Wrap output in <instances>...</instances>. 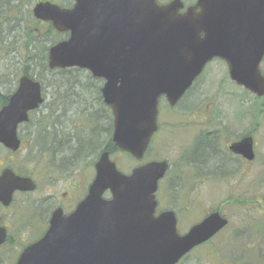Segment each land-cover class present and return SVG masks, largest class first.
<instances>
[{
  "label": "water",
  "instance_id": "1",
  "mask_svg": "<svg viewBox=\"0 0 264 264\" xmlns=\"http://www.w3.org/2000/svg\"><path fill=\"white\" fill-rule=\"evenodd\" d=\"M180 9L177 1L159 6L154 0H74L70 9L50 3L33 9L38 20L69 33L48 50V68L85 69L104 80L111 142L136 161L158 129L160 97L174 106L211 60L226 63L233 83L264 96V0H198L176 16ZM42 102L40 83L23 76L0 110V144L16 151L17 125ZM229 150L254 159L250 137ZM167 169L166 161H150L125 175L108 152L101 153L83 200L67 216L55 212L44 236L25 248L16 264H177L227 220L211 213L181 236L173 211L155 216V193ZM33 189L30 179L9 169L0 175L4 205L15 191ZM3 241L0 235V245Z\"/></svg>",
  "mask_w": 264,
  "mask_h": 264
},
{
  "label": "rangeland",
  "instance_id": "2",
  "mask_svg": "<svg viewBox=\"0 0 264 264\" xmlns=\"http://www.w3.org/2000/svg\"><path fill=\"white\" fill-rule=\"evenodd\" d=\"M61 1L63 0H55L56 3L60 2V6L73 4V0L64 3ZM20 2L21 14H27L22 21L27 22V28L21 29L18 26L17 30L12 31L10 27H14L15 23L6 16L12 18L14 12L3 16L5 4L4 0H0V27L4 24L0 31V92L5 95L12 92L18 78L26 75L25 71L41 82L44 102L38 113L31 116L32 123L21 128L23 138L26 145L27 141H31V148L41 147L46 155V142L52 141L55 132H62L63 135V138L58 135L55 140L73 138L81 142L82 148L78 152L66 149L65 155L68 152L75 165L72 167L69 162L67 175H63V179L53 187L58 193L69 194L72 200L79 199L92 181L94 163L111 136V118L95 96H86L82 91H77V105L81 113L78 109L69 108V87L64 86L59 95L51 92L52 86H58V79L63 81L62 78H65L68 82L73 75L48 68V48L60 42L54 44V37H35L31 33L30 22V12L35 0ZM260 68L264 74V58ZM74 76L80 83L89 80L85 71L78 70ZM55 97V102L67 101V115L52 122L57 117L60 106L55 103L53 114L48 117L46 115L52 104L51 99ZM86 109L90 110L88 114H98L99 124L104 123V129H87L83 113ZM158 119L159 133L154 136L143 160L135 161L121 153H113L111 159L115 161L117 168L123 173H129L151 160L167 161L169 169L159 182L156 199L159 211L170 210L175 213L177 229L181 235L212 212H220L228 221L227 226L213 239L193 249L178 264H264V96L260 99L233 83L228 77L226 64L215 59L205 66L180 103L171 107L165 98L160 99ZM33 124H37V127L31 130ZM50 130L54 133H50ZM213 130L224 133H220L222 137H226L220 141V146L226 153L227 143L239 137L251 136L254 142V160L234 164L228 157L226 159L233 163H228L222 156H216L206 161L203 155L210 154L211 151L203 147L199 137L196 138L204 131ZM26 150L28 151L25 148L19 155L12 156L0 146V170L8 165L14 171L33 167L36 161L25 159ZM45 167L47 169V165L40 169L44 170ZM231 169L232 174H229ZM41 183L44 189L38 190L31 198L47 194L49 188L45 189L44 181ZM18 250L19 247L8 255V249L0 251V264H12L13 259L8 261V256L16 257Z\"/></svg>",
  "mask_w": 264,
  "mask_h": 264
},
{
  "label": "flooded vegetation",
  "instance_id": "3",
  "mask_svg": "<svg viewBox=\"0 0 264 264\" xmlns=\"http://www.w3.org/2000/svg\"><path fill=\"white\" fill-rule=\"evenodd\" d=\"M64 1L67 2L68 0H63L61 2L64 3ZM154 1L159 6H168L171 3L177 1L178 4H180L181 9L177 13H175L176 16L184 15L187 10L194 8V6L198 3V0H154ZM39 3H50L52 5H58L61 8H65V7L69 8L71 5L69 6L61 5L60 6L58 4L60 2L56 3L55 0H35L33 7L31 9V12H30L31 33H33L35 37L37 38L39 37L53 38L54 37L56 38L54 44L64 41L66 38H68V33H59L53 29L50 23L45 22V21H40L34 16L33 9ZM4 4L5 6L2 9L3 16L7 15L8 12H14V16L12 18H10L8 15L6 16L9 19H11V22L15 23L14 27L9 26L12 29V31L17 30L18 26L21 29L22 28L26 29L27 22L26 21L22 22V21H24L23 18H25L27 14L25 13L21 14L22 13V9H21L22 3L20 2V0H4ZM196 12L197 10L195 11V13ZM6 22H8V20ZM3 25L0 27V31ZM49 42H50V39H49ZM3 46L4 45H1V47ZM62 79L64 80L65 78H62ZM90 80L92 81V83L96 84L95 86L94 84L90 83L93 87H95L94 89L98 90L97 96L99 97V101L102 102L101 88L103 86V80L93 79V78H91ZM91 81H88V82H91ZM18 87H19V81H17L16 88L9 94L5 95L0 92V110L5 105H7L10 97L16 92ZM63 87H64L63 85L52 86L50 90L51 92H54L55 94L59 95L61 94V90ZM89 88L92 89L91 87ZM188 91L185 93V95L188 93ZM185 95L183 96L182 100L185 99ZM55 99L56 97L51 99L52 104L50 105L49 112L46 115L48 117L49 114H53V106L55 103L60 106L59 110L57 111L58 113L56 114L57 117L53 118L51 120L52 122L56 121L60 117L67 115L65 114L67 110V101L63 100V101L55 102L54 101ZM40 106L36 109L28 111L27 120L17 125L16 134H17V138L19 139L20 146L16 152H11L9 151V149L5 148L4 146L0 144V146L5 150V152H7L9 155H12V156L19 155L26 148L28 149V151L26 150L25 152L27 153V156L25 159L27 161L30 160L31 162L36 161V164L33 167L26 168L23 170L14 171L11 167H9V165L3 168L1 167V170H0V175L5 169L12 170L15 174L32 180L35 185V188L30 192L15 191L12 194L10 203L7 205H4L0 202V235L3 237V240H4L3 243L0 245V251L8 249V252H7V255H8L13 250H16L17 247H19L16 257L8 256V261L13 259L12 264H16L19 256L21 255V253L27 246L35 243L45 234V232L49 228L51 218L53 217V214L55 212H61L64 216L69 215L75 209L79 201L85 196V194H83L82 198H79V199L74 198V200H72L69 194L67 196L66 193H58L57 190L55 191L53 189V187H55L57 183L63 179L62 176L67 175L68 170L70 169L69 162L70 164H72V167L75 165V161H73L72 156L68 154V152H67V155H65L66 149H68V151L76 150L78 152L79 151L78 149L82 148L81 144H80V148H75V147L79 146L80 141L74 140L73 138L71 139L68 138L67 140H62V141H58L56 139L57 140L56 141L55 138H57L58 135L61 136V138H63L62 132H59L58 134V132L54 133V131L50 130V133L52 131L55 135L52 136V141L46 142L45 150H48L47 155L45 154V151L41 150V147L31 148L30 147L31 141H27V145L25 144V141L23 138V131L21 128L28 125L30 122L32 123L31 116L33 114L38 113ZM103 108L105 112L109 113V110H107L105 107ZM37 124H33L31 126V130L37 127ZM158 124H159V121H158ZM159 129H160V124H159ZM220 133L224 134L220 131L213 130L212 132L204 131L203 134L197 136L196 139H198L199 137L198 140L202 141L201 143L203 144V147L206 150L210 149L211 151L210 154L203 155L204 157H206V161H209L210 158H213L216 156L217 157L222 156L225 159L226 157H228L234 162V164L235 163L239 164L240 162L242 163L246 162V160L243 157H241L240 155L234 154L229 150V146L231 143L237 142L241 140L242 138L240 139L239 137L233 142L227 143L225 147L228 153H226L223 151V149L220 146V143H221L220 141L226 137H222ZM72 140H74V144ZM70 146H73L74 148ZM31 150H35V152H32ZM230 155L234 158H231ZM231 160H227V162L233 163ZM44 165H47L48 170L46 169V167L44 170L40 169ZM232 171L233 170L231 169L228 173L232 174ZM42 181L45 182L44 183L45 189L49 188L47 194L43 196H38V197L33 196V198H31V196L34 193H36L38 190L44 189L41 186ZM77 189H79V186H77ZM156 212L157 214L160 213L158 209V205H157Z\"/></svg>",
  "mask_w": 264,
  "mask_h": 264
},
{
  "label": "trees",
  "instance_id": "4",
  "mask_svg": "<svg viewBox=\"0 0 264 264\" xmlns=\"http://www.w3.org/2000/svg\"><path fill=\"white\" fill-rule=\"evenodd\" d=\"M77 71L78 70H67V71H65L66 73L69 72L71 75H73V77L70 79L72 81H70V80L68 82L65 81V80H63V81H60V80L57 81V85H63L66 88L67 87L70 88L69 91H68V93H67V98H68V100L70 102V107L69 108L71 110H73V109L80 110L78 108V105H77L78 104L77 103V99H78V93H77V91H79L80 93L82 91V93H84L86 96H95L97 98V101L100 102L99 101V97L97 96L98 90L97 89H94L93 90V86L90 84V83H92V81L90 80L91 79V75L88 74V79H89L88 81H91V82H88V81L85 82V83L82 82L83 83L82 84L74 76L77 73ZM79 71H81V70H79ZM24 74L28 75L26 71L24 72ZM92 84H94L96 86L95 83H92ZM89 87H91L92 89H90ZM74 88H76V90ZM82 102H83V104H85V101H82ZM80 112H81V110H80ZM87 112H90V110L89 109L83 110V113L85 114V123L88 124L87 129H92L93 131H96L98 129H101V130L104 129V127H105L104 124L99 125L100 119H99L98 114L97 113H92V112L88 114ZM110 130H111V127L109 128V131ZM90 142H92V140ZM80 144H81V142L79 143V146L77 148H80ZM81 146H82V144H81ZM102 150H107V151L111 152V154H113V153L115 154V153L118 152V150L111 143L110 137L108 138L106 144L103 146Z\"/></svg>",
  "mask_w": 264,
  "mask_h": 264
}]
</instances>
